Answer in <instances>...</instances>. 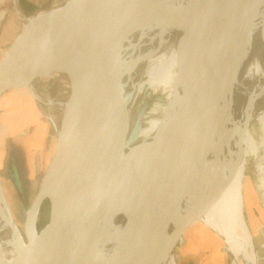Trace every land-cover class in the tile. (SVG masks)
<instances>
[{
	"label": "bare ground",
	"instance_id": "bare-ground-1",
	"mask_svg": "<svg viewBox=\"0 0 264 264\" xmlns=\"http://www.w3.org/2000/svg\"><path fill=\"white\" fill-rule=\"evenodd\" d=\"M142 1L79 0L60 9L59 29L101 21L111 25L123 14L117 31L104 36L109 37L104 50L79 47L61 60L86 61L74 91L103 58L115 55L117 64L130 67L156 98H164L162 104H150L147 98L125 102L121 120L62 170L56 201L68 191L78 197L70 218L87 213L125 184L166 121L180 120L182 127L178 153L152 190L125 214L111 211L98 236L70 264H175L172 253L162 256L182 245L183 229L190 222L212 230L236 264H261L255 232L262 216L257 215L254 227L249 217L261 201L264 205V181L260 188L254 185L248 162L252 159L258 172H264V0H245L235 33L236 38L240 33L237 63L225 87L203 73L189 96L177 74V48L184 32L180 26L195 18L201 0H170L164 7L175 13L166 17L154 14L157 0H145L146 7L139 10ZM135 14L140 15L137 21L131 19ZM54 53L56 45L45 51L43 63ZM136 59L141 61L135 64ZM47 73L42 71L40 78L47 81L52 76ZM126 77V71L118 77L119 89ZM141 88L139 84L137 91ZM46 226L37 231L33 250ZM21 251L0 187V252L14 261Z\"/></svg>",
	"mask_w": 264,
	"mask_h": 264
},
{
	"label": "water",
	"instance_id": "water-1",
	"mask_svg": "<svg viewBox=\"0 0 264 264\" xmlns=\"http://www.w3.org/2000/svg\"><path fill=\"white\" fill-rule=\"evenodd\" d=\"M58 1L61 0H41L0 62V121L12 114L11 107L4 108L5 102H17L23 107L31 99L35 106L32 85L41 77L42 71L50 74L49 69L55 68L52 73L60 72L56 68L62 66L60 62L64 56L79 47L104 50L109 38L104 36H109L121 26L123 14H117L111 25L101 21L86 27L59 29L61 7L57 6ZM77 1L66 0L64 5ZM169 1L157 0L154 14L163 17L173 15L174 10L164 7ZM146 4L147 1L143 0L139 10ZM244 4L245 0H201L195 18L180 26L184 32L177 48L176 67L186 96L190 95L203 73H208L221 88L225 87L237 63L235 49L240 33L239 39L235 33ZM139 16L135 14L131 19L137 21ZM53 45H56V53L43 63L45 51ZM114 56L103 58L61 104L58 125L51 113L38 126L29 123L16 133L22 145L23 160L15 175L14 196L8 195L5 200L13 221V233L21 240L22 251L14 261L5 260L0 252V264H70L98 236L111 211L125 214L143 199L177 155L181 121L174 124L168 120L125 184L108 194L93 209L70 218L72 211L77 209L75 201L78 198L70 191L63 198L50 201L44 238L33 250L41 207L48 201L59 174L125 113L124 104L128 103L125 87L119 89L117 83L126 66L117 64ZM136 61L135 64L141 60ZM21 90H26V95L17 97L15 91ZM104 164L98 165L96 172ZM28 186L37 188L28 207L24 208ZM19 213L22 214L21 220H18ZM68 220L70 224H66ZM179 249L164 253L162 258L177 254Z\"/></svg>",
	"mask_w": 264,
	"mask_h": 264
},
{
	"label": "rangeland",
	"instance_id": "rangeland-1",
	"mask_svg": "<svg viewBox=\"0 0 264 264\" xmlns=\"http://www.w3.org/2000/svg\"><path fill=\"white\" fill-rule=\"evenodd\" d=\"M33 1L15 0V3H12L10 0H0V62L5 58L7 51L19 35L23 27V21H26L32 15L35 8ZM58 2L60 3L57 6L62 7L65 6L66 0ZM63 64V67L56 68L60 72L52 73L51 70L55 68L49 69L52 76L47 81L44 78H38L33 83L32 88L36 96L35 106L32 104L31 99L23 107H20L17 102L11 101L3 104L4 108H12V114L0 121V187L4 199L8 195L14 196V177L18 168L21 167V149L18 142L20 139L18 140L19 137L15 136V134L21 132V129L29 123H35L38 126L39 123L45 120V116L51 113L54 114L53 117L58 125L61 115L60 106L73 93L77 85V79L81 78L87 67L83 58L65 61ZM129 68L125 71H129ZM69 69L73 71L71 74ZM119 71H122V68ZM139 84L142 85V88L138 92L137 87ZM124 87L128 102L138 103L140 99L147 98L150 104H155L158 100H160L161 104L163 103V96L159 95L156 98L154 96L155 92L145 83L144 78L137 80L134 70H130L127 73ZM15 92L17 97L26 95V90ZM23 110H25V113ZM248 165H250L249 177L251 181L260 188L262 185L261 180L263 179L264 181V172H258L256 163L252 159L249 160ZM57 187L58 177L53 184L48 201L44 202L41 207L36 225L37 231H41L49 222V203L50 201H56ZM36 188L27 187L26 201L23 204L24 208L28 207ZM247 192L251 195L254 194H252L250 186ZM21 215L19 213L18 220L22 219ZM257 215L262 216L261 219ZM256 217L259 221L258 229L255 232V237L258 239V255L261 254L259 255V260L261 264H264V205L262 201L260 202V208L255 206L253 210H250L249 218L252 227L256 225ZM186 225L187 229H183V243H186L187 246L179 255L176 252L175 255L172 253L175 264H236L233 257L227 252L226 245L219 237L215 236L212 230L201 223L190 222V224L187 223ZM18 229L21 231L20 225ZM193 257L195 259L182 260Z\"/></svg>",
	"mask_w": 264,
	"mask_h": 264
},
{
	"label": "crops",
	"instance_id": "crops-1",
	"mask_svg": "<svg viewBox=\"0 0 264 264\" xmlns=\"http://www.w3.org/2000/svg\"><path fill=\"white\" fill-rule=\"evenodd\" d=\"M40 2H41V0H34L33 1L34 5H35V8H34V11L32 12V14L35 12V10L37 9V7H38V5H39ZM15 136H17V134H15ZM18 140H19V138H18ZM18 142H19V147L21 149V164H22V160H23V149H22V145H21L20 140ZM19 170H20V168H18L17 172H19ZM16 173H15V175H16ZM14 179H15V177H14ZM186 246H187L186 243H183L182 245H180V249H179V252L177 253V255H179ZM192 259H195V257H193V258H186V259H182V260H192Z\"/></svg>",
	"mask_w": 264,
	"mask_h": 264
}]
</instances>
